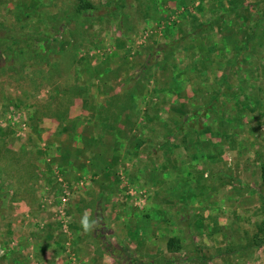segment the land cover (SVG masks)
<instances>
[{
	"label": "rangeland",
	"instance_id": "rangeland-1",
	"mask_svg": "<svg viewBox=\"0 0 264 264\" xmlns=\"http://www.w3.org/2000/svg\"><path fill=\"white\" fill-rule=\"evenodd\" d=\"M88 1L0 0V264H264V0Z\"/></svg>",
	"mask_w": 264,
	"mask_h": 264
},
{
	"label": "trees",
	"instance_id": "trees-1",
	"mask_svg": "<svg viewBox=\"0 0 264 264\" xmlns=\"http://www.w3.org/2000/svg\"><path fill=\"white\" fill-rule=\"evenodd\" d=\"M79 1H80V5H78V7L76 8L77 15L83 14V13H88L89 11L94 10V6L92 5V3L90 1H88V0H79ZM203 34H205V32ZM261 176H262L261 177L262 181L264 183V165L261 167Z\"/></svg>",
	"mask_w": 264,
	"mask_h": 264
},
{
	"label": "crops",
	"instance_id": "crops-1",
	"mask_svg": "<svg viewBox=\"0 0 264 264\" xmlns=\"http://www.w3.org/2000/svg\"><path fill=\"white\" fill-rule=\"evenodd\" d=\"M38 243H40V242H38ZM48 243H49V239H47V240H45V242L43 243V246H40L39 247V245L38 244H35L36 246H38V248H40L42 251L43 250H45V248H46V250L47 249H49V248H51V247H49L48 246ZM50 244V243H49ZM48 246V247H47ZM52 249V248H51ZM46 256V254H44V257ZM50 264V263H49ZM62 264V263H61Z\"/></svg>",
	"mask_w": 264,
	"mask_h": 264
}]
</instances>
